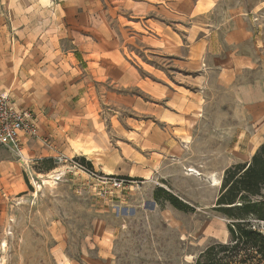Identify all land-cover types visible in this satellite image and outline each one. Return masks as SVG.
Returning <instances> with one entry per match:
<instances>
[{"label": "rangeland", "instance_id": "1", "mask_svg": "<svg viewBox=\"0 0 264 264\" xmlns=\"http://www.w3.org/2000/svg\"><path fill=\"white\" fill-rule=\"evenodd\" d=\"M213 1L207 25L199 0H43L26 10L37 17L14 23L0 8L5 39L25 24L27 35L44 33L38 39L58 42L70 77L96 69L93 58L107 75V59H117V83L102 80L111 93L85 115L92 166L79 156L33 163L0 146V264H194L205 247L228 242L230 221L215 204L223 173L264 141V116L234 93L254 73L222 74L219 54L207 63L187 56L202 32L251 3ZM244 9L264 26V6ZM244 40L226 52L252 58ZM167 192L190 208L174 207Z\"/></svg>", "mask_w": 264, "mask_h": 264}, {"label": "crops", "instance_id": "2", "mask_svg": "<svg viewBox=\"0 0 264 264\" xmlns=\"http://www.w3.org/2000/svg\"><path fill=\"white\" fill-rule=\"evenodd\" d=\"M42 1L0 0V8L8 6L9 16L7 13L6 16L10 23L16 20L27 22L37 17L30 12L28 14L27 11L32 8L29 5L42 4ZM199 1L203 12H206V19L203 20L205 23L202 24H212L214 15L212 17L211 11L214 1ZM249 1L251 3L247 6L253 8L252 11L264 6V0ZM26 5L29 6L28 9L24 8L26 13L21 12L22 6ZM247 6L238 3L237 7L234 6L231 10L232 13H229V19H225L227 22L222 20L218 23L220 25L224 22L222 27H210L207 33L202 32L188 48L187 56L190 60L207 63L211 55L219 54L220 63L214 67L219 68L222 74L240 71L254 73L250 81L239 82L234 93L244 106L254 112L260 111L264 116V26L257 29L252 26L247 16L242 15V8H245V13ZM11 7L19 11L20 18L18 14H14ZM1 19L4 18L0 15V23ZM27 30L29 27L26 24L20 26L13 32L14 38L10 41L5 39L4 27L0 26V90L8 92L17 107L32 110L38 122L36 136L21 138L23 156L35 163L41 159L56 160L59 156H82L89 160L87 146L90 133L85 115L95 111L101 104L103 91L111 93L110 90L103 89L102 80L117 83V59L113 54L107 59L108 65H111V71L107 75L93 58L89 61L96 69L81 68L80 75L73 78L66 72L67 56L57 54L58 42L50 39H47L48 42L46 39L40 41L38 38L44 36V33L27 35ZM244 39L252 41V58L237 49L238 42L242 43ZM233 44L237 45V48L236 54L231 56L226 49ZM203 66L208 68L210 65ZM128 74L130 78L132 73L129 71ZM178 87H162L157 88V91L163 95L170 89L176 91L174 89ZM150 89L155 88L145 90ZM177 94L180 92L177 91Z\"/></svg>", "mask_w": 264, "mask_h": 264}, {"label": "trees", "instance_id": "3", "mask_svg": "<svg viewBox=\"0 0 264 264\" xmlns=\"http://www.w3.org/2000/svg\"><path fill=\"white\" fill-rule=\"evenodd\" d=\"M77 159L92 166L82 156ZM249 159L226 167L215 202L216 209L230 221V239L205 247L194 264L264 263V231L259 228L264 223V141ZM166 199L179 209L190 208L169 192Z\"/></svg>", "mask_w": 264, "mask_h": 264}, {"label": "built area", "instance_id": "4", "mask_svg": "<svg viewBox=\"0 0 264 264\" xmlns=\"http://www.w3.org/2000/svg\"><path fill=\"white\" fill-rule=\"evenodd\" d=\"M37 120L29 108H19L14 104L10 94L0 90V145L13 150L23 158L21 138L36 136ZM114 182L115 186L120 185Z\"/></svg>", "mask_w": 264, "mask_h": 264}, {"label": "bare ground", "instance_id": "5", "mask_svg": "<svg viewBox=\"0 0 264 264\" xmlns=\"http://www.w3.org/2000/svg\"><path fill=\"white\" fill-rule=\"evenodd\" d=\"M54 171H56V170H54ZM50 177L51 176H53V174H48ZM44 180V182H50V180H47V179H43Z\"/></svg>", "mask_w": 264, "mask_h": 264}]
</instances>
